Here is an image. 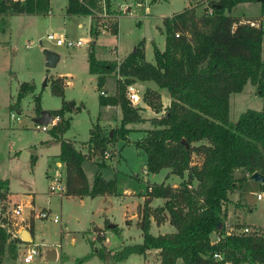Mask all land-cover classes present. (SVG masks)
<instances>
[{"label": "trees", "instance_id": "1", "mask_svg": "<svg viewBox=\"0 0 264 264\" xmlns=\"http://www.w3.org/2000/svg\"><path fill=\"white\" fill-rule=\"evenodd\" d=\"M115 1L118 0H104L103 4L102 0H87V5H83L78 0H67L66 14H102ZM253 1L258 2L216 0L210 2L212 15L204 9V14L197 17L193 9L185 8L164 18V49L154 46V63L146 62L140 46L120 61L98 60L92 42L88 53L89 73L97 76L98 89L104 86L106 75L124 78L123 82L118 79L114 95H99L101 107L119 106L121 110L122 124L116 132L117 138L127 140L126 133L130 131L125 126L141 120L142 109L132 107L126 100L127 85L150 83L158 93L163 90L169 93L170 105L156 127L143 130L134 144L146 156L148 173L167 169L182 180L176 188L165 182L147 185L136 223L142 242L122 246L110 254L113 261L153 251L158 264H264V234L227 235L225 221L229 195L236 188L234 170L264 175V31L258 21L241 22L231 16L238 5ZM260 4L264 8V3ZM49 9L50 0H0V15H46ZM248 83L262 99V109L246 110L236 123H231V95L241 93ZM54 84L55 94L62 96L61 79H56ZM32 90L31 84L23 83L11 107L18 108L25 94ZM150 90L147 86L145 95ZM35 104L36 115L40 116L43 110L39 97ZM78 111L73 101L62 100L61 108L51 112L53 117H59L50 132L60 145L56 159L64 165L65 196L80 199L115 196L114 179L105 180L97 173L93 185H89L83 163L90 158L74 141L60 137L70 126L71 118H64L65 113ZM89 134L86 144L91 150L103 152L116 141L115 133L111 137L97 125ZM194 155L201 157L200 165L192 162ZM7 188L8 182L0 180V190L6 192ZM155 199L163 200L164 206L152 209ZM163 211L167 212L168 224L174 231L154 235L153 219ZM108 224L106 221V229ZM214 234L218 235L216 242L212 241ZM101 236L98 240L102 243L104 235ZM27 245L20 237L11 238L7 228L0 227V264H17L20 250ZM93 255L109 258L93 248L92 254L80 262Z\"/></svg>", "mask_w": 264, "mask_h": 264}, {"label": "rangeland", "instance_id": "2", "mask_svg": "<svg viewBox=\"0 0 264 264\" xmlns=\"http://www.w3.org/2000/svg\"><path fill=\"white\" fill-rule=\"evenodd\" d=\"M127 1L132 8L131 15L121 14L119 6L127 4L122 0L115 1L110 10L104 11L101 16L99 13L91 16H67V0H50V9L46 15H0V180L8 181L9 192L14 196L15 204L19 203L20 198L31 196L34 199V218L31 217L33 244L39 246L37 249L40 254L31 264H142L146 254L131 255L118 262L113 261L110 254L119 251L122 246L142 242L136 223L148 184L165 182L173 188L181 184L182 180L169 174L167 169L155 174L148 173L146 156L134 144L143 130L156 127V122L170 105L169 93L166 90L158 93L150 83L135 82L142 96L141 102L136 106L142 109L139 111L141 120L125 126L130 131L126 133L127 140L117 138L116 132L122 124L121 110L119 106L106 110V107L99 105L100 90L97 76L89 73L88 53L94 42L96 44L92 46V51L96 59L114 62L122 60L140 46L145 53L146 62L154 63V46L164 49V18L180 13L186 7L193 9L194 14L201 17L206 6L192 0H144L140 5L138 0ZM262 9L264 8L260 3L253 1L239 5L232 13L249 19L257 18L263 24ZM146 19L150 20L151 39L145 38ZM117 23L118 33L115 34ZM105 26L108 27L107 34L101 36L100 31ZM48 33L63 34L73 41L82 39L91 42L80 48L66 49L48 42ZM44 50L59 56L54 68L46 66ZM262 60L264 62V40ZM59 77L71 83L65 86L61 79L62 96L54 91V81ZM118 79L124 81L123 77L116 74L108 75L104 90L115 92ZM25 82L32 85V92L25 94L18 108L11 107L16 101L20 86ZM147 86L151 90L145 95ZM36 97H39L42 110L49 112L59 110L62 100L74 101L79 111L71 115L65 113L64 118H71L70 126L60 137L79 143L77 147L93 161L83 163L89 185H93L95 173L99 169L102 177L115 180L118 195H107L109 197L105 201L102 196L60 198L49 193L48 176L55 177L59 174L65 178V175L63 166L60 165L59 169L56 166L57 163L61 164L56 159L60 152L58 140L53 137L50 129L43 131L37 129L38 124H35V119L39 117L35 112ZM261 109L262 99L256 94L255 87L248 83L241 93L231 95L230 122L236 123L240 114L246 110ZM11 114L19 118V121L11 119ZM96 125L110 133L111 137L115 133L116 141L109 144L103 152L91 150L88 144L83 143L88 141L90 130ZM107 151L108 156L105 154ZM201 161V157L193 156V163L200 165ZM99 163L112 170L98 168L96 164ZM233 177L236 188L229 195L225 220L229 225L226 226L228 229L234 227L237 231L249 227L251 231L258 228L264 232V183L252 180L251 175L241 169L234 170ZM258 196L261 198L258 199ZM3 199L7 200L6 194ZM14 203H11L10 209L15 207ZM163 206L164 201L161 199H155L151 203L154 210ZM30 208L24 203L20 220L29 214ZM44 210H50L49 218L35 217V214ZM234 210L238 213L236 218ZM54 218L58 220L57 223L53 222ZM239 220L252 226L232 224L239 223ZM106 221L109 222L108 225H116V229H106ZM173 231L168 224L167 212L155 214L152 234H169ZM101 235H104L102 243L98 240ZM216 237L217 235H212V241ZM93 248L103 251L109 258L101 259L98 255H93L89 260L80 262L92 254ZM24 249L25 247L18 254L17 264H23L21 259L25 254ZM49 249H56L58 252L55 262L45 260V252ZM147 256L150 264L158 263L153 251Z\"/></svg>", "mask_w": 264, "mask_h": 264}, {"label": "built area", "instance_id": "3", "mask_svg": "<svg viewBox=\"0 0 264 264\" xmlns=\"http://www.w3.org/2000/svg\"><path fill=\"white\" fill-rule=\"evenodd\" d=\"M12 1H19V0H12ZM142 1H144V0H138L139 3H141ZM78 2L83 4V5H87L86 4L87 0H78ZM195 2L204 3L206 6V9H207L206 13L208 15H212L213 10H212V7L210 6V2H212V0H195ZM102 3L104 4V0H102ZM121 7H122L123 12H126L127 9L129 8V6H127V5H124ZM127 14L131 15V12L129 11V12H127ZM99 15L101 16L102 14L99 13ZM250 24L252 26L254 25V23H250ZM107 30H108V27L105 26V29L100 31V35L105 36L107 34ZM176 37H178V35H176ZM46 40L48 42L53 43L57 47H64L66 49L80 48V47L84 46V44H89L91 42V40L86 41V40H82V39L77 40V41H73V40L66 38L65 35H63V34L56 35L55 33H48L46 35ZM100 95H102L104 97L108 96L105 92H100ZM125 97H126V100L129 102V104L132 107H136L142 100V96H141V94H140V92L137 89V86L135 84H130V85L126 86ZM10 118L16 119L17 121H19V118H16L13 114L10 115ZM58 122H59V117H53L51 127L55 126ZM37 129L46 131L49 129V127L38 125ZM105 154H106V156H108L109 155L108 151L105 152ZM60 165L61 164L57 163L56 166L58 167V169L60 168ZM3 193H5V191L0 190V227L7 228L8 232L11 235V238L19 237V235H18L19 232L17 233L15 231L14 227H16V230H18L19 225H18L17 219L23 215L24 204H17V205H15V207L13 209H10V206L7 203V200L3 199V196H2ZM49 193L55 194V195L59 196L60 198H63L65 196V193H66L65 178H62V176L59 174H57L55 177H51L50 185H49ZM260 198L261 197L258 196V199H260ZM35 217H37L39 219H47L50 217V211L44 210L42 212H38L37 214H35ZM33 218H34V216H33ZM53 222L57 223L58 220L56 218H54ZM22 223H24V221H22ZM25 224H26V227L28 228L29 223H25ZM251 230L252 229L249 227H243L242 229L237 231L234 228L228 229V227L226 226V234L227 235H230V234L238 235V234H240V235H247L248 236V235H251L253 233L264 234V232L260 231V229H258V228L254 229L253 231H251ZM38 247L39 246H37L35 244H33V246L28 244L24 249L25 254L23 255V258L21 259V263L31 264L34 261V259L40 254V251L37 249ZM215 258L221 259V256L215 255Z\"/></svg>", "mask_w": 264, "mask_h": 264}, {"label": "crops", "instance_id": "4", "mask_svg": "<svg viewBox=\"0 0 264 264\" xmlns=\"http://www.w3.org/2000/svg\"><path fill=\"white\" fill-rule=\"evenodd\" d=\"M123 1V3H127L126 5L127 6H129V8L127 9V11L126 12H123L122 11V7L121 6H119V8H120V12H121V14H125V15H128L127 14V12H131V10H132V8H131V6L129 5V2L127 1V0H122ZM193 2H195V0H192ZM212 1H216V0H212ZM196 3H198V2H196ZM259 3V2H258ZM138 4L140 5V4H142V3H139L138 2ZM244 4V3H243ZM241 5V4H240ZM239 6V5H238ZM237 6V7H238ZM66 7H67V5H66ZM186 8H188V7H186ZM185 9V8H184ZM205 9V8H204ZM148 10V9H147ZM264 9H262V12H261V14L263 13L264 14V11H263ZM260 14V15H261ZM67 15V14H66ZM11 16H16V15H11ZM67 16H69V15H67ZM231 16H233V17H235V18H237V19H239L241 22H244V21H248V20H250V21H257V18H252V19H249V18H246L245 16H237V15H234L232 12H231ZM119 18V21H120V16L118 17ZM258 23H260V26L262 27V30L264 31V28H263V24H261V22H259L258 21ZM116 25V29H117V33H118V23L117 24H115ZM94 44H96V43H94ZM110 75V74H109ZM107 76L108 75H106L105 76V84H104V86L100 89V92H105L108 96H111V95H114L115 94V92H112V93H109L107 90H104V87H105V85H107ZM118 76V75H117ZM119 77V76H118ZM60 79H62L65 83V86H69L71 83L70 82H68V81H66L64 78H61V77H59ZM26 83V82H25ZM64 87V86H63ZM162 92V91H161ZM160 92V93H161ZM111 94V95H110ZM169 100H170V97H169ZM171 101V100H170ZM74 102V101H73ZM170 104V103H169ZM77 106V105H76ZM111 107H113V106H107L106 107V110L108 109V108H110L111 109ZM70 114V113H69ZM72 114H74V113H72ZM71 115V114H70ZM36 124V123H35ZM51 130V129H50ZM76 143V147H77V145L79 146V143H77V142H75ZM81 143V142H80ZM83 143H86V142H83ZM78 148V147H77ZM79 149V148H78ZM80 151H81V149H79ZM58 156V155H57ZM56 156V157H57ZM88 161H92V160H88ZM93 162V161H92ZM62 166H63V168H64V165L63 164H61ZM97 165V164H96ZM98 167V166H97ZM99 168V167H98ZM100 168H108V167H104V166H102V167H100ZM108 169H110V170H112V168H108ZM84 170V169H83ZM85 172V171H84ZM100 174L101 176H102V172H100V170L98 169L97 171H96V173H95V175L96 174ZM114 173H115V171H114ZM168 173H169V170H168ZM86 174V173H85ZM49 178H50V180H51V176H48ZM65 177V176H64ZM87 177V176H86ZM103 179H105V180H107L106 178H105V176H103L102 177ZM110 180H113V179H110ZM7 181V180H6ZM87 181H88V178H87ZM8 182V181H7ZM89 183V182H88ZM49 185H50V183H49ZM5 194H6V198H7V203L9 204V206L11 205V203H14L13 201V199H14V196H12L11 194H10V192H9V183H8V188H7V190H6V192H5ZM118 195V194H117ZM68 197V196H67ZM103 198H104V200H105V198H108L109 196H107V195H105V196H102ZM144 198V197H143ZM142 198V199H143ZM19 203H22V204H24L25 203V205H29L31 208H30V210H29V214L28 215H26L22 220H20V218L19 219H17V222H18V225H19V228H18V230H16V227H14L15 228V231L18 233V235H20V233L22 232V231H24V230H27L28 232H29V235H30V237H31V239H32V243H34V230H33V222L31 221V217H33V214H34V199H33V197H31V196H29V198H20L19 200ZM106 201V200H105ZM154 201V200H153ZM153 201H152V203H153ZM19 203H17V204H19ZM15 204V203H14ZM17 204H15V205H17ZM33 210V211H32ZM48 211H50V210H48ZM227 215H228V208H227ZM23 216V215H22ZM21 216V217H22ZM234 216H235V218L236 217H238V213L234 210ZM22 221H24V223H22ZM25 223H29V227L27 228L26 227V224ZM226 224H228L229 225V223H227L226 222ZM232 224H234L235 226H238V225H243V226H252V225H249V224H243V223H241V221L239 220V223H232ZM231 227H233V226H231ZM98 228H100V227H98ZM234 228V227H233ZM216 234H214V236H215ZM218 239V235H217V237L213 240V242H216V240ZM31 243V244H32ZM151 252H148L147 254H146V256L144 257V259H143V263L142 264H150L148 261H149V258H148V256L147 255H149ZM154 254H156V252H154ZM57 258H58V252H57ZM158 264V263H157Z\"/></svg>", "mask_w": 264, "mask_h": 264}, {"label": "water", "instance_id": "5", "mask_svg": "<svg viewBox=\"0 0 264 264\" xmlns=\"http://www.w3.org/2000/svg\"><path fill=\"white\" fill-rule=\"evenodd\" d=\"M257 1L259 3H264V0H257ZM144 33H145L146 39H151L152 34H151V30H150V20L149 19L144 20ZM134 52H136V50ZM43 53L46 57V66L48 68H54L59 61V56L53 52L48 51V50H44ZM52 119H53V115L51 112L42 111L40 116L35 119V123L38 124L39 126H48L49 129H51L52 128L51 127ZM251 179L256 181V182L264 183V177L259 173L252 174ZM115 226L116 225L110 224V225H108V229L115 228ZM19 237L21 238V240L24 243H27V244L32 243V239H31L29 232L27 230L22 231L20 233ZM45 260H47L49 262H55L57 260L56 249L47 250L45 252Z\"/></svg>", "mask_w": 264, "mask_h": 264}]
</instances>
